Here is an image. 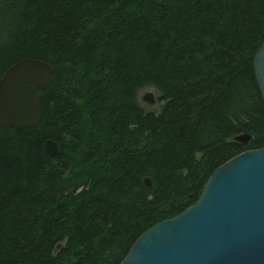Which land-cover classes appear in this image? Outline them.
Instances as JSON below:
<instances>
[{"label": "trees", "instance_id": "obj_1", "mask_svg": "<svg viewBox=\"0 0 264 264\" xmlns=\"http://www.w3.org/2000/svg\"><path fill=\"white\" fill-rule=\"evenodd\" d=\"M263 40L264 0H0V76L22 58L52 68L37 125L0 129V264H118L263 146Z\"/></svg>", "mask_w": 264, "mask_h": 264}, {"label": "water", "instance_id": "obj_2", "mask_svg": "<svg viewBox=\"0 0 264 264\" xmlns=\"http://www.w3.org/2000/svg\"><path fill=\"white\" fill-rule=\"evenodd\" d=\"M254 76L264 99V40L252 58ZM52 68L22 58L0 76V129L34 127L39 120V90ZM141 100L152 104V93ZM239 134L233 140L245 144ZM44 153L55 156L56 143L46 139ZM149 185L148 177L143 178ZM118 264H264V145L244 150L212 170L196 200L173 217L145 229Z\"/></svg>", "mask_w": 264, "mask_h": 264}, {"label": "rangeland", "instance_id": "obj_3", "mask_svg": "<svg viewBox=\"0 0 264 264\" xmlns=\"http://www.w3.org/2000/svg\"><path fill=\"white\" fill-rule=\"evenodd\" d=\"M145 91H149V92L152 93V96H153V98H154V102H153L152 104L146 103V102H144L143 100H141V96L143 95V93H144ZM156 95H157V92H156V90H155L153 87H145V88H142V89H140V90L138 91V93H137V99H138L140 105H141L144 109H146V110H157V109H158V103H157V101L155 100Z\"/></svg>", "mask_w": 264, "mask_h": 264}]
</instances>
